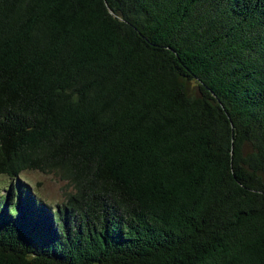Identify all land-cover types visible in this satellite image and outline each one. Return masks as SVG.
<instances>
[{"label": "trees", "instance_id": "trees-1", "mask_svg": "<svg viewBox=\"0 0 264 264\" xmlns=\"http://www.w3.org/2000/svg\"><path fill=\"white\" fill-rule=\"evenodd\" d=\"M0 174V264H264V0H0Z\"/></svg>", "mask_w": 264, "mask_h": 264}, {"label": "rangeland", "instance_id": "rangeland-1", "mask_svg": "<svg viewBox=\"0 0 264 264\" xmlns=\"http://www.w3.org/2000/svg\"><path fill=\"white\" fill-rule=\"evenodd\" d=\"M22 184L27 185L36 196L47 204L56 207L62 205L73 187L54 174L46 175L39 171H26L20 176ZM11 183L16 181L0 174V192L5 193Z\"/></svg>", "mask_w": 264, "mask_h": 264}]
</instances>
